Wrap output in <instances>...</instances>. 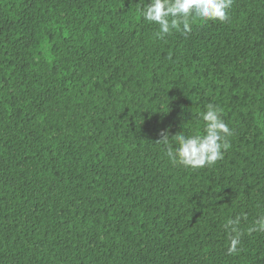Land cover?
Listing matches in <instances>:
<instances>
[{
    "label": "trees",
    "instance_id": "trees-1",
    "mask_svg": "<svg viewBox=\"0 0 264 264\" xmlns=\"http://www.w3.org/2000/svg\"><path fill=\"white\" fill-rule=\"evenodd\" d=\"M147 2L0 0V264H264V0L163 38ZM208 104L230 148L172 164Z\"/></svg>",
    "mask_w": 264,
    "mask_h": 264
},
{
    "label": "clouds",
    "instance_id": "clouds-1",
    "mask_svg": "<svg viewBox=\"0 0 264 264\" xmlns=\"http://www.w3.org/2000/svg\"><path fill=\"white\" fill-rule=\"evenodd\" d=\"M234 0H148L140 9L142 18L158 25V38L170 34L172 31H191L193 20L219 21L230 20V9ZM204 121L203 133L192 135L178 134L173 137L176 146L173 148L167 130L161 131V138L156 142L167 148V156L174 165L186 168H204L216 164L223 159L224 153L230 148L228 137L232 130L224 121L222 109L214 104H208L206 110L200 114ZM240 217L228 219L224 225L229 232V255L240 251L243 233L239 229ZM264 231V216L250 228L252 231Z\"/></svg>",
    "mask_w": 264,
    "mask_h": 264
}]
</instances>
